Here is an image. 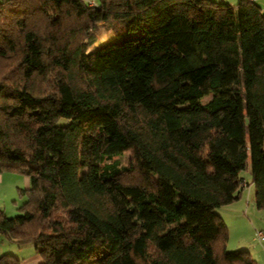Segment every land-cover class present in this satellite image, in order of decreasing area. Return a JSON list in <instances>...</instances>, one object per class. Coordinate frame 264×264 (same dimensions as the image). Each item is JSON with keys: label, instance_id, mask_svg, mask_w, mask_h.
I'll return each instance as SVG.
<instances>
[{"label": "trees", "instance_id": "obj_1", "mask_svg": "<svg viewBox=\"0 0 264 264\" xmlns=\"http://www.w3.org/2000/svg\"><path fill=\"white\" fill-rule=\"evenodd\" d=\"M248 159L264 209L258 2L0 0V235L39 264H258L217 210Z\"/></svg>", "mask_w": 264, "mask_h": 264}, {"label": "rangeland", "instance_id": "obj_2", "mask_svg": "<svg viewBox=\"0 0 264 264\" xmlns=\"http://www.w3.org/2000/svg\"><path fill=\"white\" fill-rule=\"evenodd\" d=\"M211 97L212 94L206 95L202 98V102L206 103ZM128 155V153L122 155L121 162L125 163ZM1 176L0 210L9 216L16 215L19 213L18 207L25 199L21 191L26 188L27 176L16 171H5ZM241 176L248 182L240 202H236L239 204H235L242 215L226 213L224 208L226 206L217 209L228 226L227 248L228 250H248L257 263H264V240L260 242L255 238L256 230L264 232V209L258 208L255 201V185L250 171V159L247 160V167L241 172ZM0 243L2 244L0 248L3 247L5 250L1 254L8 252L25 261L32 259L36 254L32 244L19 246L2 235H0Z\"/></svg>", "mask_w": 264, "mask_h": 264}, {"label": "crops", "instance_id": "obj_3", "mask_svg": "<svg viewBox=\"0 0 264 264\" xmlns=\"http://www.w3.org/2000/svg\"><path fill=\"white\" fill-rule=\"evenodd\" d=\"M87 1H93L94 3H96V0H87ZM223 1H229L232 4H236L239 0H223ZM254 1L258 2L261 5V7L264 9V0H254ZM1 175H2V173H0V181L2 180ZM25 182H26V188L29 187L30 186V180H29L28 176L25 178ZM241 198H242V194H241L240 198L237 201H235L234 203L225 205L226 207H224V208H225L226 213H228V214L230 213L233 215L236 213V214H240V216H241L242 215L241 211H239L237 208V205H235V204H239L236 202H240ZM2 242H3V240H2ZM4 251H5L4 248L1 247L0 248V255H2L1 253ZM6 253H8V252H6ZM23 261L25 264H39L41 259L39 258V256L37 254H35L32 259L26 260V261L23 260ZM258 264H264V263L259 262Z\"/></svg>", "mask_w": 264, "mask_h": 264}, {"label": "built area", "instance_id": "obj_4", "mask_svg": "<svg viewBox=\"0 0 264 264\" xmlns=\"http://www.w3.org/2000/svg\"><path fill=\"white\" fill-rule=\"evenodd\" d=\"M89 4L95 5V3L93 1H89ZM255 238H256V240L262 242L264 240V232L262 230H256Z\"/></svg>", "mask_w": 264, "mask_h": 264}]
</instances>
